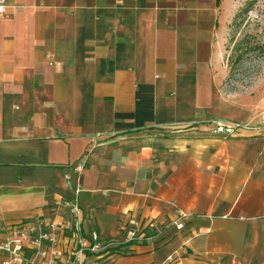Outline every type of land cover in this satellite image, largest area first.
<instances>
[{"label": "crops", "instance_id": "crops-1", "mask_svg": "<svg viewBox=\"0 0 264 264\" xmlns=\"http://www.w3.org/2000/svg\"><path fill=\"white\" fill-rule=\"evenodd\" d=\"M225 3L7 0L0 239L28 220H61L70 200L86 236L162 229L102 264H264V135L213 131L215 120L259 121L215 110Z\"/></svg>", "mask_w": 264, "mask_h": 264}, {"label": "built area", "instance_id": "built-area-1", "mask_svg": "<svg viewBox=\"0 0 264 264\" xmlns=\"http://www.w3.org/2000/svg\"><path fill=\"white\" fill-rule=\"evenodd\" d=\"M7 0H0V15L6 11ZM258 122L215 120V133L234 135L240 131L264 135V106L258 112ZM84 163L74 166L82 172ZM70 180V174L66 175ZM61 220L35 218L10 227L0 239L1 264H102V259L124 243L152 241L161 228L150 225L138 230L133 222L124 241L102 239L97 231L90 236L82 233L83 210L78 201L64 200ZM188 213L180 211L174 224L183 229Z\"/></svg>", "mask_w": 264, "mask_h": 264}, {"label": "rangeland", "instance_id": "rangeland-1", "mask_svg": "<svg viewBox=\"0 0 264 264\" xmlns=\"http://www.w3.org/2000/svg\"><path fill=\"white\" fill-rule=\"evenodd\" d=\"M224 12L236 13L226 20L214 65V106L225 118L251 120L264 106V0H226Z\"/></svg>", "mask_w": 264, "mask_h": 264}, {"label": "trees", "instance_id": "trees-1", "mask_svg": "<svg viewBox=\"0 0 264 264\" xmlns=\"http://www.w3.org/2000/svg\"><path fill=\"white\" fill-rule=\"evenodd\" d=\"M222 0H217V3L219 4L220 2H221ZM251 6H252V2L251 3H249V5L247 6V7H245L242 11H240V12H244V13H247L248 11H249V9L251 8ZM238 15H240V14H238ZM237 49H239V46H237ZM241 57V56H240ZM240 59V58H239Z\"/></svg>", "mask_w": 264, "mask_h": 264}]
</instances>
